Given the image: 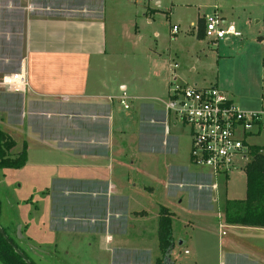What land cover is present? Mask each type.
Returning <instances> with one entry per match:
<instances>
[{
    "label": "crops",
    "instance_id": "crops-1",
    "mask_svg": "<svg viewBox=\"0 0 264 264\" xmlns=\"http://www.w3.org/2000/svg\"><path fill=\"white\" fill-rule=\"evenodd\" d=\"M140 2L0 0V79H27L23 92L0 85V130L12 154L26 145L8 218L54 264H157L165 207L170 264H264V226L225 220L246 180L231 196L225 181L192 167L189 131L165 109L172 73L189 83L156 43L157 10ZM212 13L239 29L248 21Z\"/></svg>",
    "mask_w": 264,
    "mask_h": 264
},
{
    "label": "rangeland",
    "instance_id": "rangeland-1",
    "mask_svg": "<svg viewBox=\"0 0 264 264\" xmlns=\"http://www.w3.org/2000/svg\"><path fill=\"white\" fill-rule=\"evenodd\" d=\"M140 1L139 10L141 7L143 10L147 7L157 10L152 21L153 29L159 33L156 43L160 50H171L172 56L179 64L177 71L186 77L189 84L208 86L216 83L221 89L232 92L242 109H259L264 106V42L260 43L261 38L264 39V4L257 0ZM214 6L228 14L233 12L235 15H242L244 20H248L245 27H237L242 33V38L228 44V47L223 48L224 43L221 42L218 48L207 38L197 36L198 17L211 14ZM255 18L260 20L259 23H255ZM172 26L178 28L175 34L171 33ZM184 129L188 131L186 126ZM185 137L188 139L187 135ZM250 142L262 148L260 153H264V132L252 138ZM192 167L199 169L194 165ZM244 169L231 172L226 180L224 176L219 175L218 184L225 181L231 196L243 194ZM16 176L13 169L0 168V227L7 229L12 238L16 227L10 221L9 218L13 215L8 211L13 213L9 205ZM20 234L21 238L16 240V243L34 264H54L50 258L40 257L42 252L38 251L30 240L25 239L21 230Z\"/></svg>",
    "mask_w": 264,
    "mask_h": 264
},
{
    "label": "built area",
    "instance_id": "built-area-1",
    "mask_svg": "<svg viewBox=\"0 0 264 264\" xmlns=\"http://www.w3.org/2000/svg\"><path fill=\"white\" fill-rule=\"evenodd\" d=\"M204 36L213 43L240 39L242 33L216 13L204 15ZM178 28L172 26L171 33ZM178 67L172 64V69ZM0 85L8 92H23L27 87L25 72L4 76ZM128 109L125 96L120 99ZM165 109L186 126L190 135L189 158L192 165L204 168L214 176L243 171L250 160V142L264 132V106L245 110L216 86H196L180 82L172 73L168 83Z\"/></svg>",
    "mask_w": 264,
    "mask_h": 264
},
{
    "label": "trees",
    "instance_id": "trees-1",
    "mask_svg": "<svg viewBox=\"0 0 264 264\" xmlns=\"http://www.w3.org/2000/svg\"><path fill=\"white\" fill-rule=\"evenodd\" d=\"M199 25L198 37L204 35V20ZM199 21V23L201 22ZM14 140L5 132L0 130V168L19 169L26 162V145L23 144L21 150L12 154ZM262 148L253 146L251 157L245 165L244 174L246 180V197L243 201L227 202L225 208V220L228 223L264 226V153H260ZM5 236L0 233V264H26L25 261L14 251V246L20 250L31 264L34 262L18 246V240L14 231V238L10 236L8 230L1 227ZM159 248L161 252L157 264H162L173 246L171 233L170 213L165 207L159 210Z\"/></svg>",
    "mask_w": 264,
    "mask_h": 264
},
{
    "label": "water",
    "instance_id": "water-1",
    "mask_svg": "<svg viewBox=\"0 0 264 264\" xmlns=\"http://www.w3.org/2000/svg\"><path fill=\"white\" fill-rule=\"evenodd\" d=\"M0 233L2 234V235H4V237L5 238H7L6 236H5V234H4V232H3V230H2V228L0 227ZM16 236H17V238L18 239H20L21 238V234H20V227L19 226H17L16 227ZM14 251L25 261V263L26 264H31L30 262H29V260H27L26 258H25V256L20 252V250L19 249H17L15 246H14ZM162 264H170L169 263V257H166L164 260H163V263Z\"/></svg>",
    "mask_w": 264,
    "mask_h": 264
}]
</instances>
